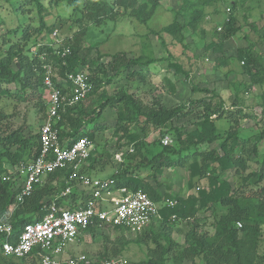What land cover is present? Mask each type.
<instances>
[{
  "label": "trees",
  "instance_id": "16d2710c",
  "mask_svg": "<svg viewBox=\"0 0 264 264\" xmlns=\"http://www.w3.org/2000/svg\"><path fill=\"white\" fill-rule=\"evenodd\" d=\"M37 8V14L34 22L18 15V8H13L16 14L15 25L8 28L7 33L14 37L6 38L3 36V44L6 48L0 50V174L6 172L7 167L3 164L7 161L8 165L13 167L19 161H28L37 155L39 151V135L26 136L24 134L25 126L11 128L7 121L10 114L7 112V100L14 98L16 101H36L41 107H45L43 101L44 86L43 78L45 76L44 65H51L53 68L52 80L57 87H62L61 78L66 76V73L72 72L82 65L87 66L88 77L93 84L92 90L85 98L79 100L73 105H66L61 113V119L57 126L59 128V136L61 139H66L67 142H73L78 137L86 135L90 138L93 136L95 128H87V125L94 122L100 115L99 111L111 106L116 107L118 118L126 123H132L144 126H154L159 130L158 134L152 139L150 145L160 149L154 150L150 148L146 150V143L140 139L138 135L127 133L126 143H122L128 149L123 154V159L120 166L108 178L113 179L116 186H127L130 189L140 188L145 191L153 200L160 201L161 197L157 191V177L162 174L164 167L180 166L183 167L187 163L186 152H192V155H197L202 161L200 166L194 165L191 175L197 173L205 176L206 169L211 165H220L223 168H234L235 177L240 170L245 171V174H239L237 179H234L233 186L227 180H222L211 173L206 174L208 181L206 186L199 188L198 197L183 198L179 195L167 196L168 198L176 199L177 203L171 207H163L161 214L163 217L162 223H152L142 232L135 235V242L141 244L142 241L149 240L153 245L148 248L143 264H167L169 258H172L174 264H180V261L185 257H194L198 255L205 264H253L252 253L256 251L257 238L264 231V171L257 172L250 168V157L255 155L260 156L261 164L264 166V153L257 148L256 139L262 137V134L255 136L254 139L241 136L237 130L241 121H246V117H252L257 120L258 113L250 109L239 101L243 98L241 94H245V90L249 85L259 84L262 86L261 97L264 99V52L260 53L254 50L255 43L263 36L258 34L257 25L255 22L249 24V32H244L242 35L248 40L249 45L246 48L238 51V59L241 63L242 74L249 77L248 83H244V89L239 92L235 91L234 100L229 106L226 105L225 99L214 89L200 87L196 83H191L192 92H201L205 95L199 97H190L184 104H179L174 107L164 106L162 103L155 102L149 106H142L132 93L126 90H120L115 96H103L98 106L92 110H88L83 104V101L93 96L103 83H110L113 79L107 78L102 80L100 75L112 71L114 75L124 73L127 78L134 77L137 73L141 74V70H136L138 66L149 65L156 62V58L144 55H129L125 51H116L110 55L102 54L100 57H109V66L98 64V59H88L83 53L82 43L88 33L87 24L84 25L82 20H77L79 29L71 34L64 35L63 43L51 44L45 40L41 34L43 30H47L51 35L53 31L58 34V29L62 26V19L54 21L52 24H46L43 20L44 15L49 14L48 8L51 2L56 4L60 0H32ZM75 11L85 12L88 20L93 23H100L103 18L113 19L117 21V16L121 14L133 17L141 23L147 21L155 13L160 5V0H85L83 8L80 9L77 4L78 0H62ZM200 4L207 5L211 0H198ZM244 1V0H242ZM52 4H54L52 2ZM196 1L182 0L179 9L172 22L162 28L172 34V40L182 43L186 27L196 30L197 22L201 19L203 11L197 8ZM118 9V10H117ZM74 11V12H75ZM183 14V22L177 21L178 15ZM189 13V15H188ZM116 15V16H115ZM61 16V15H58ZM60 18V17H59ZM65 20V19H64ZM66 21V20H65ZM222 25L214 29L212 35L220 33L224 38L230 35L231 30L238 29L236 17L228 13ZM264 25V23H263ZM33 29L32 32H30ZM73 24L68 25V29H72ZM220 31V32H218ZM148 32L160 35L159 30H150ZM253 33L255 39H250L249 34ZM37 37L38 35H40ZM60 36V34H59ZM90 44L86 50L91 51ZM183 45V44H182ZM212 40L208 46H214ZM68 51L63 54L64 48ZM129 55V56H128ZM13 65V67H12ZM169 66L176 72L185 75L189 79L188 71L177 62H170ZM100 70V71H99ZM231 71L230 69L228 72ZM58 77H60L58 79ZM169 84L168 90L173 93L174 84L167 80ZM239 85V84H238ZM250 89V87L248 88ZM6 102V103H5ZM9 102V101H8ZM6 104V105H5ZM250 109V110H249ZM250 111H253L250 113ZM263 111V112H262ZM261 113H264L262 110ZM190 114L196 115V120L193 122L194 127L191 130L183 129L181 126H171L170 121L176 117H185ZM45 115V114H44ZM225 119L228 122V127L224 130L219 129L215 121ZM172 130L175 134L176 143L163 144L162 136L166 131ZM264 137V136H263ZM91 139V138H90ZM251 141V144L246 150V155L239 156L234 150L242 144ZM217 143V146L209 150H199V145ZM132 145V150L129 148ZM154 151H153V150ZM143 151V152H142ZM142 152V154H141ZM241 153V152H240ZM89 164L97 161L95 157H88ZM208 162V163H207ZM195 163V162H194ZM140 169L150 170L152 183L145 178L139 177ZM196 169V170H195ZM83 171V170H82ZM70 171L61 170L51 173L47 176L43 183L34 187L32 194L27 197L24 202L15 206L12 211L9 222L13 226L12 241L16 240L19 232L25 223L34 221L43 216V206L49 203L53 196L60 194L68 185H74L71 193L53 198L58 206L65 208H74L77 200H81L84 196L83 191L77 190L75 181H68ZM206 177V178H207ZM60 179L61 189L54 192L53 188L46 184L49 181L53 183L56 179ZM238 178L239 181H238ZM251 178H254L251 181ZM260 182L262 183L260 186ZM250 185V186H247ZM250 188L246 194L245 188ZM16 191L12 190L9 182H4L0 179V216L3 215L9 205L14 202ZM196 201L198 205L196 206ZM196 207V208H195ZM221 207V211L215 212L213 220L210 221V227L213 229L212 234H197V221H189V230L185 234V241L188 248L181 253L179 242H176L171 235L168 224L174 223L170 220L172 215L178 219H186L193 216L197 208H215ZM176 220V221H177ZM175 221V222H176ZM240 223V226L237 225ZM98 226L90 224L86 231H93ZM117 229L118 228H114ZM1 238V235H0ZM127 241H123L124 249H127ZM120 249H113L112 253L117 254ZM3 256L2 254H0ZM5 257V256H4ZM98 258L114 257L106 253L97 255ZM12 258V257H5ZM22 257L19 259H23ZM16 259V258H13ZM264 264V261L263 263Z\"/></svg>",
  "mask_w": 264,
  "mask_h": 264
},
{
  "label": "rangeland",
  "instance_id": "374dc122",
  "mask_svg": "<svg viewBox=\"0 0 264 264\" xmlns=\"http://www.w3.org/2000/svg\"><path fill=\"white\" fill-rule=\"evenodd\" d=\"M84 1L78 0L77 2L81 10ZM106 1L113 2V0ZM193 1H196V6L203 11V15L197 22L195 32L190 27L185 28L182 43L172 40L173 36L171 33L166 32V30L162 31L164 26L172 22L182 0H160L159 7L147 23H141L133 17L121 14V12L120 17L117 16V21L105 17L101 19L104 21L93 23L91 20H88L85 12L75 11L64 1L60 0L57 4L54 1H52L54 4L51 2L48 8L49 14L44 15L43 20L46 24H52L55 20L59 21L62 19L61 28H56L60 36L77 31L79 29L78 27H80L78 26L79 22L76 23L77 20L81 19L84 25L87 24L88 33L86 39L84 38L82 47L83 53L88 59L97 58L98 64H104L105 67H108L110 64L108 63L109 57H100V55L105 53L110 55L116 51H125L129 55H144L146 58L152 57L157 59L152 64H144L136 67L138 68L136 70H141L143 76L137 73L134 77L127 78L124 73L116 76L112 71L106 72V74L98 73L100 75L99 78L104 81L109 77L113 79L110 83H103L93 96L83 101V104L88 110L96 108L104 95L105 97L115 96L120 90H126L128 93H132L142 106H149L155 102H159L164 106L174 107L186 103L190 97L205 95L204 92H192L191 83L200 84L205 88H212L214 86L213 89L223 95L226 105L229 106L231 104L234 100L235 91L239 90L240 92L243 90L244 83L249 81L248 76H242L243 74L240 71L242 70L241 63L237 56L240 49L246 48L249 45L248 40L242 34L249 32V24L255 22L258 34L260 36L264 35V0H211L210 4L204 6L198 0ZM47 2L49 0H46L45 3L47 4ZM15 6H17L19 11L18 15L24 19L34 22L33 19L36 17L37 8L32 0H0V50L1 48H6V46L2 45L3 36L14 40V37L8 34L7 30L15 25L16 14L13 10ZM184 13L181 12L178 15V22H183ZM228 13L236 17L238 29H235V31L231 30L232 33L230 32V35H227L225 38L220 33L213 36L212 32L222 25L221 22L226 19ZM71 23L73 24V28L68 29V25ZM150 30H159L161 33L157 36L155 33L148 32ZM32 31L33 29L31 30L30 28V32ZM41 34L49 43L53 41V37L48 34L46 29ZM41 34L37 37L41 36ZM249 36L252 40L255 39L256 35L250 33ZM212 40L215 42V45L209 47L208 44ZM95 42L99 43L94 44V46L91 45V51L87 53L86 48ZM254 50L260 53L264 52V37L258 39L255 43ZM170 62H177L180 66H183L188 71L189 79H186L184 74L173 70L169 66ZM82 67L86 70L88 69L86 65H82ZM229 69L233 71L229 73ZM234 74H236L235 77L237 78L241 77L240 85L231 83L234 80ZM166 79L174 84L173 93L169 92V84H166ZM249 87L250 89H248ZM246 90L248 93L241 94L243 98L239 99V101L247 109L250 108L256 111L259 119L255 120L252 117L250 119L246 117V121H241L237 130L241 136H246L251 139L262 134V137L256 139V141L258 143L257 148L263 154L264 113L262 114L261 111L264 110V99L261 97L262 86H259V84H248ZM43 101L45 102V107H41L36 101H16L14 98H10L6 101L7 105L10 103L6 109L10 116L6 122L11 128L25 126L24 134L26 136L37 134L46 111V96H43ZM99 113L100 115L94 122L88 124L86 129L93 128L94 124L97 126L93 136H90V140L92 141L90 156L97 159V161L92 163V169H94L92 173H96L95 177L106 178L111 176L120 166L121 161L115 155L121 152V158L123 159V154L128 149L125 145L121 147L122 143H126L127 141V133L130 132L138 135L140 139L144 140L146 147H148L146 150L149 151L151 147L154 148V145H150V143H152V139L158 134L159 130L155 129L154 126H144L141 128V125L126 123L120 120L116 107L108 106L100 110ZM250 113L253 115L254 112L250 111ZM195 120L196 115L190 114L185 117L172 119L170 125L181 126L183 129L191 130L194 127L195 123L193 124V122ZM216 126L219 128H227L228 122L225 119H219L216 122ZM165 135L169 136L172 144L176 143L174 141L175 134L172 130L166 131L162 138ZM250 144L251 141L249 140L244 144L241 143L234 151L239 156L246 155V150H248ZM129 146L132 148V145ZM215 146H217V143L214 142L212 144L199 145L198 148L203 151L214 148ZM158 149H160L159 146L154 148V150ZM186 153V165L183 167H164L162 174L158 175L157 184L160 194L167 193L169 197L179 195L183 198L194 197L195 199L198 197L199 188L207 185L208 177L206 174L210 173L212 169L213 171L211 173L217 175L219 179L227 180L232 186L235 184L234 179H237L239 174H245V171L241 172L239 170L237 172L238 175L235 177L234 168H223L220 165H211L206 169L205 176L198 175L197 173L191 175L194 165L197 164L200 166V161L202 160L199 156L192 155L190 151ZM260 159V156L256 157L252 155L249 161L250 168L246 172L252 169L257 170V172L264 171V166L261 164ZM3 164L8 166L7 161H4ZM87 164H89V161ZM192 164L193 166L191 168ZM194 168L197 169L198 167ZM87 172L84 171L85 175L93 176L91 172ZM149 172L150 170L148 169H140L138 172L140 179L145 178L152 183ZM253 179L251 178V181ZM46 184L54 187V192L56 190L59 192L61 189L59 178L54 183L48 180ZM261 184L260 182V186ZM75 188L79 191H83L84 189L80 184ZM249 189L246 187L244 194ZM197 205L198 202L196 201ZM221 209V207L208 209L197 208L193 216L186 219H178L176 222L167 225L170 228L172 238L180 244V254L185 252V248H188L186 247L185 234L189 230V221H197L198 226L195 230L197 234L210 235L213 233V229L210 227V221L213 220L215 212H220ZM135 235L137 234L127 233L110 227H97L93 231L82 232L74 242L67 245L66 253L69 255L86 253L91 256L106 253L109 256H124L129 260L130 264H143L142 260L145 259L148 248H151L153 245L149 240L137 244L134 241ZM256 240L257 246L256 251L252 253V263L262 264L264 261V231ZM123 241H127L128 247L122 251ZM113 249H120L121 252L118 251L117 254H113ZM0 264H38V259L34 256H27L21 260L5 258L0 255ZM167 264H174L172 258L168 259ZM180 264L205 263L200 256L195 255L192 258L185 257L180 261Z\"/></svg>",
  "mask_w": 264,
  "mask_h": 264
},
{
  "label": "built area",
  "instance_id": "2783aa9c",
  "mask_svg": "<svg viewBox=\"0 0 264 264\" xmlns=\"http://www.w3.org/2000/svg\"><path fill=\"white\" fill-rule=\"evenodd\" d=\"M51 36V44L63 43L64 37L56 31ZM67 51L65 47L62 53ZM44 67L42 82L46 92V111L38 131L39 151L32 159L19 161L13 167L5 164L7 170L0 174V179L9 182L12 190L16 191L14 202L0 216V253L16 259L34 256L38 264H130L124 256L98 258L86 253L69 255L66 247L90 224L138 234L152 223H162L161 209L171 207L177 201L164 197L155 201L140 188L133 190L124 185L116 186L113 179L85 175L82 170L87 164L92 141L83 135L69 143L60 138L57 124L65 106L85 98L93 84L88 73L78 67L66 73L59 80L63 83L62 87H57L52 80L53 68L50 64ZM161 142L166 145L171 140L165 135ZM121 155L120 152L115 157L122 161ZM61 170L70 171L68 181L80 184L84 188V196L77 200L74 208L58 206L53 198L71 193L74 185L66 186L60 194L44 204L43 216L25 223L16 240L12 241L13 226L9 217L15 206L24 202L34 187L43 183L49 174ZM170 220L175 222L177 218L172 215ZM237 225L240 226V223Z\"/></svg>",
  "mask_w": 264,
  "mask_h": 264
},
{
  "label": "crops",
  "instance_id": "0c3cea01",
  "mask_svg": "<svg viewBox=\"0 0 264 264\" xmlns=\"http://www.w3.org/2000/svg\"><path fill=\"white\" fill-rule=\"evenodd\" d=\"M233 70H231V71H229V73L230 72H232ZM228 75V74H227ZM244 75H246V74H243L242 76H244ZM236 76V74H234V80L233 81H231V83L232 84H235V85H240L241 84V77H235ZM247 76V75H246ZM232 80V79H231ZM244 82H246V81H244ZM243 82V83H244ZM248 83V82H247ZM213 85H214V83H212ZM199 86L200 87H203V86H201L200 84H199ZM260 86V85H259ZM214 87V86H213ZM213 87L211 88V87H209V89H213ZM246 90V89H245ZM219 93V92H218ZM245 93H248V92H245ZM262 93V92H261ZM220 95H221V93H219ZM222 97H223V95H221ZM234 96H235V93H234ZM224 98V97H223ZM216 122H217V120L215 121V124H216ZM219 128V127H218ZM219 129H221V130H224V129H226V128H219ZM91 168V169H90ZM93 168V166H88V164H86V166L83 168V170L86 172V173H88L87 171H89V172H93L92 170H94V169H92ZM93 174V173H92ZM96 174V173H95ZM95 174H93V177H95L96 175ZM101 178V177H100ZM157 191H158V193H159V189H157ZM159 195H160V197L162 196V197H164V198H167V196L165 195V193H163V194H160L159 193ZM161 197V198H162Z\"/></svg>",
  "mask_w": 264,
  "mask_h": 264
},
{
  "label": "clouds",
  "instance_id": "9594fccd",
  "mask_svg": "<svg viewBox=\"0 0 264 264\" xmlns=\"http://www.w3.org/2000/svg\"><path fill=\"white\" fill-rule=\"evenodd\" d=\"M80 67L83 68V69L88 73V71H87L84 67H82V66H80ZM44 93H45L44 96H46V92H45V90H44ZM89 156H90V155H89ZM87 163H88V159H87ZM85 166H86V165H85ZM85 166H84V167H85ZM83 172H84V171H83ZM101 178H105V177H101ZM106 178H108V177H106Z\"/></svg>",
  "mask_w": 264,
  "mask_h": 264
}]
</instances>
